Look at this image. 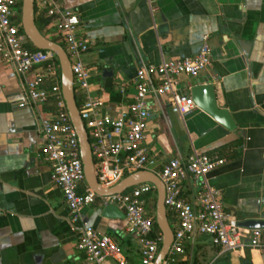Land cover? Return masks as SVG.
I'll return each instance as SVG.
<instances>
[{
    "label": "crops",
    "instance_id": "1",
    "mask_svg": "<svg viewBox=\"0 0 264 264\" xmlns=\"http://www.w3.org/2000/svg\"><path fill=\"white\" fill-rule=\"evenodd\" d=\"M57 1L77 14V30L91 42L85 53L92 66L88 92L102 100L98 116H115L126 106L142 62L192 55L206 36L209 64L194 75L178 74L176 88L190 95L191 83L212 82L216 102L228 110L234 127L226 128L195 104L178 112L167 95L148 97L143 143L158 164L192 148L222 157L206 180L219 188L224 209L237 221L264 217V0ZM49 30L55 32L51 23ZM21 84L0 60V264H86L42 156L38 111L53 110V101L18 105ZM182 192L192 195L189 177ZM102 205L96 198L80 215L97 234L115 240L126 264H137L138 244L124 230V216L103 215ZM190 244L199 259L194 264H264V227L258 247L215 251L207 234ZM99 264L115 262L105 258Z\"/></svg>",
    "mask_w": 264,
    "mask_h": 264
},
{
    "label": "built area",
    "instance_id": "2",
    "mask_svg": "<svg viewBox=\"0 0 264 264\" xmlns=\"http://www.w3.org/2000/svg\"><path fill=\"white\" fill-rule=\"evenodd\" d=\"M34 15L43 13L55 27L69 60L73 93L80 97L79 116L86 130L92 168L100 187H108L125 174L137 169L152 170L163 187L162 202L172 237L160 264H174L186 242L198 234H207L222 250L260 245V228L240 225L224 209L220 190L210 185L206 173L223 158L192 148L186 155H172L158 164L154 153L143 143L148 115V97L167 95L178 112L193 106L190 95L176 88L177 75H194L209 64V44L204 35L192 55L142 62L131 82L134 92L124 108L115 116H98L99 97L88 92L92 66L85 53L90 40L77 30L78 17L57 0H33ZM20 0H0V60L22 80L18 105L53 101V110L38 111V124L43 139L42 156L50 167V180L61 191L68 211L70 228L76 230V247L86 264H99L109 258L115 264H126L125 256L108 234H97L80 215V209L96 198L102 204L113 203L124 216V230L131 234L139 249L137 264H152L160 244L159 234H151L153 214L146 208V195L152 183L141 181L120 192L98 195L85 182L75 130L70 122L59 84L58 64L54 54L33 49L27 44L18 15ZM18 16V17H17ZM30 75V76H29ZM47 79L52 82L45 84ZM123 91L124 82L118 84ZM189 177L193 192L185 197L182 182Z\"/></svg>",
    "mask_w": 264,
    "mask_h": 264
},
{
    "label": "water",
    "instance_id": "3",
    "mask_svg": "<svg viewBox=\"0 0 264 264\" xmlns=\"http://www.w3.org/2000/svg\"><path fill=\"white\" fill-rule=\"evenodd\" d=\"M19 19L22 31L28 41L39 49L51 51L56 57L59 69V84L61 95L64 100L70 122L75 130L79 156L82 163L84 180L87 185L98 195L120 192L123 189L141 181L152 183L155 193L154 201V221L160 231V244L152 264H160L165 256L169 246L172 230L167 221L165 208L162 202L163 187L158 176L149 169H137L122 176L118 181L108 187H100L97 183L92 168V159L90 155L89 144L86 130L78 113L72 89V74L69 68V60L60 43L42 35L34 22L33 0H20ZM189 92L193 103L206 111L212 118L220 122L226 128L234 127V121L228 110L216 102L214 85L210 81L196 82L189 85ZM101 213L103 215L123 216V212L113 203L102 205ZM240 225L247 227H264L263 216L246 217L238 221Z\"/></svg>",
    "mask_w": 264,
    "mask_h": 264
},
{
    "label": "trees",
    "instance_id": "4",
    "mask_svg": "<svg viewBox=\"0 0 264 264\" xmlns=\"http://www.w3.org/2000/svg\"><path fill=\"white\" fill-rule=\"evenodd\" d=\"M18 15H19V8H18ZM18 17V16H17ZM34 22L35 25L38 29V31L44 35L47 36L55 41H57L58 43H60L61 41L58 38V35L56 32L49 30L50 27V21L49 18L47 16H45L43 13H36L34 15ZM27 44L30 48L36 49L35 46H33L27 39ZM61 44V43H60ZM54 59L57 63L56 57L54 56ZM74 98H75V102L78 105L79 101H80V97L78 94L74 93ZM146 195V207L150 210V212H152L153 214V219H152V230H151V234L153 235H157L159 234V229L155 224L154 221V201H155V195H154V189L151 188L148 192L145 193ZM191 244L186 242L183 246V252L182 254H180L176 260V262L174 264H188V255L190 256V262L192 264L197 263L199 261V259L197 258V254H195V249L191 246ZM215 251L218 250V246L215 244ZM182 255H185V257L183 258ZM204 261L207 263L208 262V257L204 256ZM219 264H223V263H219Z\"/></svg>",
    "mask_w": 264,
    "mask_h": 264
},
{
    "label": "rangeland",
    "instance_id": "5",
    "mask_svg": "<svg viewBox=\"0 0 264 264\" xmlns=\"http://www.w3.org/2000/svg\"><path fill=\"white\" fill-rule=\"evenodd\" d=\"M60 43H61V42H60ZM154 195H155V193H154ZM146 208H147V207H146ZM147 209H148V208H147ZM148 210H149V209H148ZM149 211H150V210H149ZM170 226L173 227V225H172L171 223H170ZM195 254H196V253H195ZM190 259H191V258H190ZM197 263H198V262H197Z\"/></svg>",
    "mask_w": 264,
    "mask_h": 264
}]
</instances>
